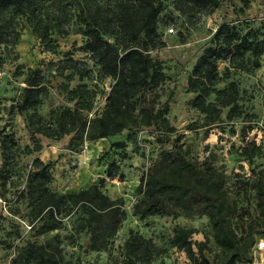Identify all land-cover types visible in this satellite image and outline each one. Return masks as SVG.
<instances>
[{"label": "trees", "instance_id": "1", "mask_svg": "<svg viewBox=\"0 0 264 264\" xmlns=\"http://www.w3.org/2000/svg\"><path fill=\"white\" fill-rule=\"evenodd\" d=\"M162 1H168L180 15L198 21L201 16L212 14L224 0H113L102 6L98 0L74 1L72 4L60 0H0V49L13 47L19 40L18 18L37 37L46 51L56 52L53 34L67 36L78 34L83 39L81 50L90 55L99 67L100 78L112 81L105 97L104 107L98 115L88 118L85 113L92 108L95 93L84 85L64 87V93L72 108L50 111L47 118L38 114V108L49 91L50 82L41 70L27 69L24 87L9 113L23 114L24 128L30 144L22 149L17 145L12 132L0 130V183L5 184L17 166L20 155L40 151L38 136L60 140L72 133L75 140L96 141L119 134L137 115L141 122L161 131L160 141L170 140L169 126L164 114L166 107L155 108L147 97L163 83L167 76L161 63L150 57L153 50L165 47L158 23L162 12ZM241 11L247 9L249 0H241ZM259 27L243 29L238 23H221L208 44L195 60L186 80V89L194 96L189 107L203 115V126L220 122L223 109H227V120L244 119L243 107L238 104L240 93L233 81L217 88L229 80L233 72L251 74L260 68L264 54V21ZM224 63L222 72L219 64ZM56 75L68 77L89 75L86 65L65 57L53 63ZM213 96V101L207 98ZM241 154L251 161L260 148L255 140H248L242 129ZM170 151L162 152L158 160L144 173L135 188L139 196L132 207V215L139 219L150 216L203 215L211 228V236L219 254L210 262L206 253V241L192 239L194 230L181 226L171 229L169 246L184 253L188 264H248L252 261L255 244L256 222H249L240 230L234 223L238 219V207L231 200L225 187L224 171L213 165L214 155L197 162L191 158V148L178 140L171 141ZM120 150L121 160L126 158L122 144H114ZM76 151L74 147H70ZM33 171L29 174L21 197L26 201L30 223L38 220L49 210L55 219L67 216L69 201L76 194H57L49 189L52 180L49 165L38 158L32 160ZM119 175V164L112 161L105 176L98 180L103 187L107 180ZM251 183L255 191L256 207L264 217V178L253 174ZM82 200L78 203L81 219L77 233L88 237L84 252H108L113 238L126 219V213L118 205L104 211ZM123 264H152L167 249L157 246L151 239L130 230L121 247ZM10 264H75L65 261L58 238L52 243H27Z\"/></svg>", "mask_w": 264, "mask_h": 264}, {"label": "rangeland", "instance_id": "2", "mask_svg": "<svg viewBox=\"0 0 264 264\" xmlns=\"http://www.w3.org/2000/svg\"><path fill=\"white\" fill-rule=\"evenodd\" d=\"M60 1L72 4L75 0ZM112 1L98 0L102 6L111 5ZM241 7V0H224L212 14L195 21L180 15L168 1H162L158 33L165 47L153 50L149 55L161 63L167 78L146 99L155 108L166 107L164 116L168 121L170 140L160 141L162 132L141 122L139 115L119 134L96 141L75 140L77 136L72 133L60 140L38 136L40 151L20 155L10 179L4 185L0 183V264H10L27 243H52L57 238L65 261L75 264H123L121 247L130 230L167 249L152 264H188L183 252L169 246L171 229L176 225L193 229V240L206 241L209 247L206 255L210 262H215L219 249L205 216H150L139 219L132 215V207L139 199L136 186L160 154L171 150V141L175 139L184 147L191 148V158L197 162L215 156L213 165L224 171L228 195L238 207V219L234 220L238 230L249 222L260 221L255 231L252 261L248 264H264V217L258 212L255 191L251 187L253 174L258 173L264 178V54L259 69L251 74L233 72L229 80L217 86L223 88L231 81L236 83L240 93L238 104L247 115L244 119L227 120L225 108L220 122L204 127L203 115L188 105L194 94L186 89V80L195 60L221 23H238L245 29L259 27L260 23L253 19L264 21V0H249L248 8L243 11ZM18 20L19 40L13 47L0 49V130L12 132L22 149L30 144L23 114H11L8 110L24 87L27 69L41 70L50 82L48 94L42 98L38 108V114L43 118H47L50 111L72 108L73 103L68 101L64 87L75 88L78 85H84L95 93L91 111L85 113L87 117L98 115L104 107L112 81L100 78L94 59L81 50L83 39L80 35L59 36L54 33L52 38L57 48L51 53L39 43L23 20ZM65 57L85 64L88 77H68L70 71L64 72L62 77L57 76L53 63ZM224 66V63L219 64L220 72ZM206 100L213 101V96ZM243 128L247 141L255 140L260 148L251 161H247L240 152L244 145L241 138ZM116 143L123 145L124 160L119 157L120 150L113 146ZM71 145L76 151L70 149ZM34 158L49 165L51 191L77 195L69 201L67 216L55 219L47 210L38 220L29 222L27 203L21 192L25 190L27 178L33 171L31 164ZM112 161L119 164V175L100 187L98 180L105 176V170ZM82 191L87 193L84 201L96 209L104 211L111 205H118L126 213V219L117 230L112 248L107 253L84 252L88 237L85 233L76 232L81 219L77 206L82 200Z\"/></svg>", "mask_w": 264, "mask_h": 264}, {"label": "built area", "instance_id": "3", "mask_svg": "<svg viewBox=\"0 0 264 264\" xmlns=\"http://www.w3.org/2000/svg\"><path fill=\"white\" fill-rule=\"evenodd\" d=\"M260 245V244H259Z\"/></svg>", "mask_w": 264, "mask_h": 264}]
</instances>
